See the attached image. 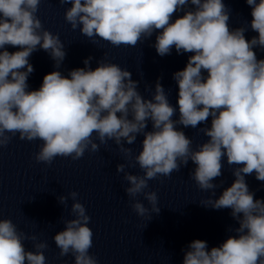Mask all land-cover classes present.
Returning a JSON list of instances; mask_svg holds the SVG:
<instances>
[{"label":"clouds","instance_id":"1","mask_svg":"<svg viewBox=\"0 0 264 264\" xmlns=\"http://www.w3.org/2000/svg\"><path fill=\"white\" fill-rule=\"evenodd\" d=\"M58 2L71 5L65 8V22L93 45L102 40L113 47H135L156 33L152 47L160 57L171 55L173 48L178 55L191 53L186 66L172 76L178 109L170 103L162 77L154 89L145 85L151 92L146 98L138 90L140 81L110 62L107 53L95 69L89 56L84 67L63 75L59 69L66 46L38 17L42 0H0V149L17 135L40 140L34 159L51 165L57 157L79 160L86 151L97 153L114 142L126 161L117 164L116 173L127 182L124 192L132 210L147 221L161 210L157 192L148 190L149 181L171 177L191 161L195 167L190 178L208 193L200 204L230 209L238 227H230L234 235L210 249L207 241H191L182 249L183 264H264V199L255 198L246 182L253 174L264 182V59L257 56V50L264 52V0H246L252 19L236 28L230 27L232 9L223 0ZM249 30L258 35L246 38ZM39 50L49 55L56 70L43 77L39 89L30 90V57ZM149 122L151 130H146ZM181 126L208 139L193 148ZM138 135L144 139L133 156V148L125 144H135ZM225 158L234 180L217 197L224 180L214 181L223 175ZM137 166L142 174L127 171ZM78 195L70 191L57 197L64 208L73 201V218L61 217L64 229L52 238L57 258L71 255L74 264H98L89 252L91 217ZM48 248L47 241L18 229L11 219H0V264H47Z\"/></svg>","mask_w":264,"mask_h":264}]
</instances>
